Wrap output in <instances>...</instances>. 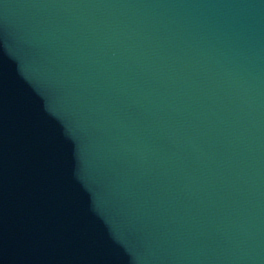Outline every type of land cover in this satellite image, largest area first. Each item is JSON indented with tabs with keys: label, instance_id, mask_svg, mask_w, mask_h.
I'll return each mask as SVG.
<instances>
[{
	"label": "water",
	"instance_id": "water-1",
	"mask_svg": "<svg viewBox=\"0 0 264 264\" xmlns=\"http://www.w3.org/2000/svg\"><path fill=\"white\" fill-rule=\"evenodd\" d=\"M114 264H264V0H67Z\"/></svg>",
	"mask_w": 264,
	"mask_h": 264
}]
</instances>
